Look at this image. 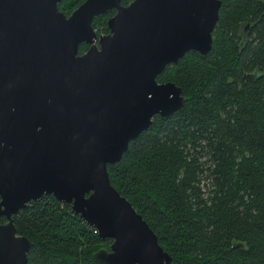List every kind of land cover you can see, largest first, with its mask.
<instances>
[{"label": "water", "instance_id": "95a60500", "mask_svg": "<svg viewBox=\"0 0 264 264\" xmlns=\"http://www.w3.org/2000/svg\"><path fill=\"white\" fill-rule=\"evenodd\" d=\"M58 1L0 0V264H26L30 241L11 216L44 194L111 239L99 263L171 264L106 164L182 105L181 87L155 77L209 51L220 1L84 0L68 15ZM108 9L96 35L91 20Z\"/></svg>", "mask_w": 264, "mask_h": 264}, {"label": "trees", "instance_id": "16d2710c", "mask_svg": "<svg viewBox=\"0 0 264 264\" xmlns=\"http://www.w3.org/2000/svg\"><path fill=\"white\" fill-rule=\"evenodd\" d=\"M82 1L56 7L69 14ZM219 1L209 51L189 50L156 76L181 87L182 105L106 164L171 264H264V0ZM112 13L92 28L107 33ZM11 218L30 241L26 264H101L94 254L111 242L49 194Z\"/></svg>", "mask_w": 264, "mask_h": 264}, {"label": "flooded vegetation", "instance_id": "af4514ba", "mask_svg": "<svg viewBox=\"0 0 264 264\" xmlns=\"http://www.w3.org/2000/svg\"><path fill=\"white\" fill-rule=\"evenodd\" d=\"M83 1H84V0H83ZM83 1H82V2H83ZM82 2H81V3H82ZM123 6H124V5H123ZM76 7H77V6H76ZM76 7H75V8H76ZM75 8H74V9H75ZM108 10H109V9H108ZM59 11H60V10H59ZM113 12H114V10H113ZM62 13H63V12H62ZM63 14H64V13H63ZM112 14H113V13H112ZM112 14H111V15H112ZM65 15H68V14H65ZM94 17H95V16H94ZM93 30L95 31V29H93ZM243 30L246 31V30H247V26H245ZM211 32H212V31H211ZM95 34L98 35V34H101V33H97V32L95 31ZM102 34H106V33H102ZM245 34H246V33H245ZM81 43H84V42H81ZM79 44H80V43H79ZM79 44H78V45H79ZM84 44H85V49H84L82 52H84V51L89 47V44H86V43H84ZM77 48H78V46H77ZM82 52H80V53H82ZM169 64H171V63H169ZM169 64H167V65H169ZM167 65H166V66H167ZM162 70H163V69H162ZM162 70H161V71H162ZM159 73H160V72H159ZM159 73H158V74H159ZM158 74H157V75H158ZM157 75H156V76H157ZM155 78H156V77H155ZM156 81H157V80H156ZM165 82H167V81H165ZM169 82H170V81H169Z\"/></svg>", "mask_w": 264, "mask_h": 264}]
</instances>
